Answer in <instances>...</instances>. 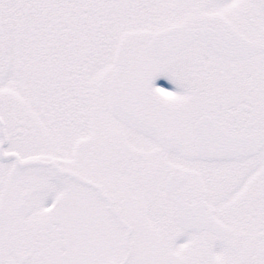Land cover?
<instances>
[{"label": "snow or ice", "instance_id": "snow-or-ice-1", "mask_svg": "<svg viewBox=\"0 0 264 264\" xmlns=\"http://www.w3.org/2000/svg\"><path fill=\"white\" fill-rule=\"evenodd\" d=\"M0 264H264V0H0Z\"/></svg>", "mask_w": 264, "mask_h": 264}]
</instances>
